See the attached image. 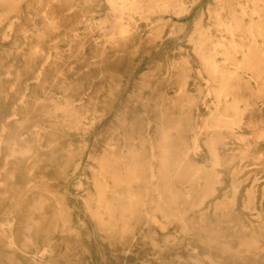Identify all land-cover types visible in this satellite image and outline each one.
Instances as JSON below:
<instances>
[{
    "label": "rangeland",
    "instance_id": "374dc122",
    "mask_svg": "<svg viewBox=\"0 0 264 264\" xmlns=\"http://www.w3.org/2000/svg\"><path fill=\"white\" fill-rule=\"evenodd\" d=\"M179 2L184 19L138 10ZM247 6L134 0L125 12L108 0H0V264H226L199 254L206 240H225L232 264H264V195L249 204L246 190L230 194L233 179L218 166L212 184L201 146L171 196L157 153L160 126L202 116L200 103L183 107L175 93L185 84L203 97L194 42L206 39L208 52L229 40L234 18L245 28L256 18ZM254 125L263 137L264 121ZM255 141L239 149L254 153ZM206 190L182 231L174 216ZM42 196L49 202L34 211Z\"/></svg>",
    "mask_w": 264,
    "mask_h": 264
},
{
    "label": "bare ground",
    "instance_id": "6f19581e",
    "mask_svg": "<svg viewBox=\"0 0 264 264\" xmlns=\"http://www.w3.org/2000/svg\"><path fill=\"white\" fill-rule=\"evenodd\" d=\"M246 1L251 3V8L247 6L250 9V16H256V18L250 19V24L246 28L241 20H238L237 17L234 18L232 26L227 28L231 35L230 39L226 42L225 39L217 41L215 46L207 50L208 52L203 49L207 42L206 39H198L197 42H194L198 46L196 50H198L197 55L200 60L197 73L204 82L203 89L200 90L199 88L200 93L202 91L204 93L203 97L198 99L190 94L185 84L177 88L175 93H178L176 95L178 99L185 98L180 103L183 107L187 105L196 107L200 103L203 106L202 116L199 120L194 119L192 124H188V126L183 125V120L177 119L168 122V126L158 128L157 153L162 159L159 169L160 184L164 190L169 188L171 196L176 194L173 191L175 179L180 175L189 174L191 169V173L194 172L193 159L196 158L197 151L201 146L212 163L208 174L210 180H214L212 177H215V172L218 173L214 167L218 166L221 168L220 174L231 175L233 179L230 187L227 188L230 194L235 195L238 191L246 190L249 193V204L252 203L254 194L264 195V175H260L262 171L264 172L262 169L264 136L257 137L254 131L258 127L252 126L253 123L257 125V123L264 121V14H262L264 13V0ZM133 2L134 0H108L111 6L119 4L121 10L125 12L131 10ZM138 8L141 17L145 13H158V16L161 17L158 20H164L168 13L179 19H184L190 15L189 8L183 4L173 6L160 3L159 5L156 4L153 9L150 7L145 9L143 5L139 4ZM242 11L246 14L244 7ZM121 20L123 19L121 18ZM125 25L123 26L126 27ZM187 42L191 43L193 39L189 37ZM184 68L191 72V69L186 66ZM242 83L248 84L250 89L248 95L240 86ZM163 100L161 99L159 106L163 105ZM211 103L212 107H210ZM185 122L188 123V120L185 119ZM255 139L257 146L254 153L239 149L240 145L250 146ZM168 165H171L169 180L167 177L165 178L164 174ZM238 175H241L239 179L236 178ZM244 177H249V179H243ZM246 181L248 182L247 185H243ZM127 182L125 183L127 184ZM213 183L217 184L218 182L214 180ZM211 191L213 190L202 191V197L197 201V204L193 203L190 208L175 214L174 219L178 222L177 225L182 227V231L186 229L184 224L186 212L193 210L198 204L204 205L206 197L211 195ZM48 202V197L38 198L33 210H41ZM192 233L188 232L189 235H193ZM211 233L208 232L207 234ZM222 241H204V247L198 249L199 254L214 255L218 259L222 256L227 259L226 264H232L234 258L231 253L232 247L226 245L225 240ZM212 243L216 244V247ZM3 258L4 253L0 251V260ZM207 264L224 263L211 260Z\"/></svg>",
    "mask_w": 264,
    "mask_h": 264
}]
</instances>
